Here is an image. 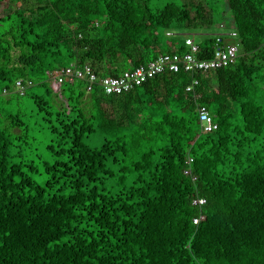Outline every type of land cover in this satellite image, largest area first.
<instances>
[{"label":"trees","instance_id":"1","mask_svg":"<svg viewBox=\"0 0 264 264\" xmlns=\"http://www.w3.org/2000/svg\"><path fill=\"white\" fill-rule=\"evenodd\" d=\"M213 28L196 56L236 43L228 66L122 94L48 85L70 64L103 78L183 54L161 49L170 32ZM0 264H264V0H0Z\"/></svg>","mask_w":264,"mask_h":264},{"label":"built area","instance_id":"2","mask_svg":"<svg viewBox=\"0 0 264 264\" xmlns=\"http://www.w3.org/2000/svg\"><path fill=\"white\" fill-rule=\"evenodd\" d=\"M185 43L188 47V51L183 54H163L146 65H141L134 69L124 71L121 75L114 77L106 76L98 78L89 66L79 67L75 64H70L50 75L52 79V88L54 91L58 92L65 82L84 80L88 83V92L92 91L95 85H98L105 94H122L165 71L172 73L179 71L185 73H207L232 64L235 62L238 55V45L236 43H225L220 46L222 42L218 39L215 44L212 58L199 59L196 56L198 46L195 44L194 39L188 37L185 39ZM197 84L198 80L194 79L186 87V91L191 92L193 87ZM30 86H32V81L30 80L21 79L16 82V89L20 94H23L25 89ZM197 112L202 133H210L218 128L205 106H198ZM190 161L192 160L190 159ZM185 174H189V171H185ZM204 203V199H195L193 201V204L202 205ZM203 219L204 216L200 215L193 219V224L197 225Z\"/></svg>","mask_w":264,"mask_h":264},{"label":"rangeland","instance_id":"3","mask_svg":"<svg viewBox=\"0 0 264 264\" xmlns=\"http://www.w3.org/2000/svg\"><path fill=\"white\" fill-rule=\"evenodd\" d=\"M220 32V30L217 29H209V30H201V31H196V30H173L172 32L169 33L168 36H166V40L162 42L161 44V49L165 50L167 46V41L172 39L175 41L177 46H180L183 44L186 38L191 37L194 39L195 43H200L203 40H205L209 35H213ZM49 87L54 91L52 88V80L51 83H48Z\"/></svg>","mask_w":264,"mask_h":264}]
</instances>
